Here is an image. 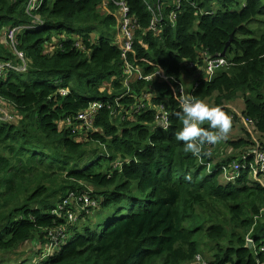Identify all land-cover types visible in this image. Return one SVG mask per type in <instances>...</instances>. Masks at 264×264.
<instances>
[{
    "label": "trees",
    "instance_id": "1",
    "mask_svg": "<svg viewBox=\"0 0 264 264\" xmlns=\"http://www.w3.org/2000/svg\"><path fill=\"white\" fill-rule=\"evenodd\" d=\"M29 2L0 0V63H22L6 32L40 23L17 35L27 70L0 76V97L20 116L0 115V264L11 255L22 264H191L206 250L211 264L264 263V171L252 167L264 149V0H37L28 12ZM123 3L135 25L127 59ZM231 37L227 64L207 79V61ZM128 62L168 79L126 84ZM180 95L212 99L260 141L244 130L228 140L238 155L185 152L174 138ZM237 95L244 108L234 115L227 102ZM93 103L87 128L78 115ZM245 154L248 165L228 178ZM72 192L97 202L95 225L69 219L84 211L73 202L55 213ZM66 229L63 241L53 234ZM31 241L43 246L39 258L21 255Z\"/></svg>",
    "mask_w": 264,
    "mask_h": 264
},
{
    "label": "built area",
    "instance_id": "2",
    "mask_svg": "<svg viewBox=\"0 0 264 264\" xmlns=\"http://www.w3.org/2000/svg\"><path fill=\"white\" fill-rule=\"evenodd\" d=\"M37 0H30L29 5L27 7V11L31 12V10L33 9V7L35 6V2ZM123 10V19H124V23L122 25V51H123V56L125 59H127L128 54H130L133 51V44H134V37H133V27L135 25H133L131 23V19L126 17V14L128 12V8L125 6V4H122V8ZM39 20H35L33 24H37ZM35 25H31V26H18L15 28H10L6 34H7V38L9 40V42L11 43L15 54L20 58V61L22 63H18V64H13L11 62L8 63H0V76L2 75V72L4 70H6V68H10L13 69L15 71H19V72H24L27 70V62L25 60V56L23 54V52L18 50V41H17V35L19 33L20 30L25 29V28H35ZM37 26V25H36ZM38 27V26H37ZM21 32V31H20ZM227 64V61L224 57L218 56V57H214L211 58L207 61L206 63V73H207V79H211L212 76L216 73L217 69H219L220 67H223ZM128 66V77L125 80V83L128 84L131 81H135L137 79H142V80H167L168 77L165 74V72L160 69L157 68L155 69V71L151 72V73H146L143 72L140 68L133 66V64L131 63H127ZM63 94L66 93V91L63 90L62 92ZM3 100L0 97V101ZM100 108V105L98 103H93L89 106V109L81 112L78 115V119L82 121V123L84 124L85 127L89 128L92 126L96 112L98 111V109ZM160 118L162 119H166L167 120V116L165 114H163L162 112H160ZM248 155L245 154L243 155V159L241 161H235L233 163V170L235 171L233 174L228 175V178H235L236 175L240 172V170L242 168H245L248 165ZM255 165H253L252 167H255L256 165L260 166V170L264 171V149H260L258 150V152H256V156H255ZM84 198V199H83ZM80 199V200H84L83 203V208L89 207L87 206L89 204L90 198L89 197H85V196H81L79 198H76V195L72 192L69 195H67L65 197V199L63 200V204L60 206V210H55V213L60 215L62 214V212L65 210L66 206H68L69 204H71L72 202L74 203L75 200ZM72 203V205H73ZM74 213L71 212V210L69 211V219H72L74 217L73 215ZM75 219L77 220V216H75ZM64 231V230H63ZM66 233V232H65ZM65 233H63L65 235ZM54 239L58 240L59 238L54 236ZM249 241H252V239H248ZM63 241V240H62ZM57 242V241H56ZM50 248L54 249L57 248L56 245L50 244ZM197 258H201L200 256H197ZM258 264H264L263 262H260Z\"/></svg>",
    "mask_w": 264,
    "mask_h": 264
},
{
    "label": "clouds",
    "instance_id": "3",
    "mask_svg": "<svg viewBox=\"0 0 264 264\" xmlns=\"http://www.w3.org/2000/svg\"><path fill=\"white\" fill-rule=\"evenodd\" d=\"M177 102L179 109L175 116L180 127L174 132L175 140L183 142L184 151L193 156L210 155L205 152V145L217 144L227 137L232 127L231 117L221 107L195 96L180 95ZM159 125L165 130L168 128L166 119H161Z\"/></svg>",
    "mask_w": 264,
    "mask_h": 264
},
{
    "label": "rangeland",
    "instance_id": "4",
    "mask_svg": "<svg viewBox=\"0 0 264 264\" xmlns=\"http://www.w3.org/2000/svg\"><path fill=\"white\" fill-rule=\"evenodd\" d=\"M119 13H120V18L122 19V17H123L122 11L120 10ZM256 28L257 29L261 28V26H258ZM121 33H122V25H121ZM121 36H122V34H121ZM4 45L7 47V49H12V52L15 53L10 42H6ZM18 59H20V58L18 57ZM9 62H11V61H9ZM189 80L191 81V79H189ZM183 82H184L185 88L188 87V84L189 85L191 84L190 82H187V80H183ZM205 102L212 104L213 101H212V99H209V100H206ZM227 105H228L229 110L232 112V114L236 115V114L240 113L242 111V109L244 108V101H243L241 95H237L230 102H227ZM0 115H1V117H3L4 119H7V121H9L11 123H18L20 120V116H19L16 108H14L12 105H9L4 100L0 101ZM235 120L234 119L231 120L232 121V127H231L229 134L227 135V137L225 139L221 140L217 144L207 145L213 151H218V153H216V154H218L217 160L225 159L229 155H238L239 152H241V149L233 148L228 143V140L236 139L240 136H247L246 133L244 132V130H248L251 133L254 141L255 140L260 141L259 133L256 132L253 125L246 124L241 119H239V121H235ZM90 130H92V129H90ZM212 166H213V164L210 167L209 166L208 167L212 168ZM210 171L211 170H209V172ZM261 180H263V179H261ZM223 183H225L224 179H223ZM77 201H78V199L74 201L73 206H79L81 209H84V211H81L79 214L74 213L73 214L74 217L70 220L72 222H75V223L81 222L79 227L84 226V225L85 226L95 225L96 222L98 221V219H97V211H96L97 208L94 207V204L96 205L97 202L90 200L89 204L87 205L89 207L83 208V206L79 205L77 203ZM90 207H92V208H90ZM82 212H86L87 215H89V217L91 219H88V217H85V219L80 220V214ZM75 216H77L78 221H76ZM68 232H69V229H66L65 235L62 232H60L59 234H56V233H53V234L57 235L61 239L63 238L62 240H64V238H66ZM61 239L55 240V241L60 242ZM50 244H52V242H50ZM50 244L48 247L49 249H50ZM46 246L47 245H45L44 247H46ZM41 247H43V246L38 245L37 241H31L23 248L24 250L22 249L23 253H21V255H22V257H34V259L39 258ZM206 251H205V254H203V256L201 258L194 259L191 264H211L210 262L212 260L213 253L211 251H208V252H206ZM11 257H13V258H11ZM11 257L7 260L8 264H22L21 261H19V260H21L20 255H15V256L11 255ZM157 264H162V261H159ZM183 264H185V263H183Z\"/></svg>",
    "mask_w": 264,
    "mask_h": 264
},
{
    "label": "water",
    "instance_id": "5",
    "mask_svg": "<svg viewBox=\"0 0 264 264\" xmlns=\"http://www.w3.org/2000/svg\"><path fill=\"white\" fill-rule=\"evenodd\" d=\"M36 25H40V23H37ZM231 41H232V37H231L230 40L227 42L225 50H224L221 54L216 55L215 57H217V56L225 57V55H226V51H227V48H228V46L231 44ZM160 115H161V114H160ZM247 245H248V247H251V246H252V241H249V240H248V241H247Z\"/></svg>",
    "mask_w": 264,
    "mask_h": 264
}]
</instances>
